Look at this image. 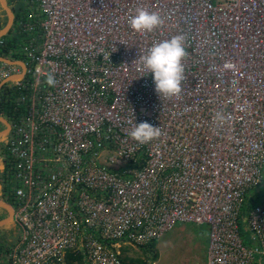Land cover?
Masks as SVG:
<instances>
[{
  "label": "built area",
  "instance_id": "1",
  "mask_svg": "<svg viewBox=\"0 0 264 264\" xmlns=\"http://www.w3.org/2000/svg\"><path fill=\"white\" fill-rule=\"evenodd\" d=\"M14 2L25 37L5 57L27 70L0 91L1 112L14 98L1 192L18 230L1 264H124L123 245L179 223L209 226L207 264H264V195L243 215L264 183V0ZM141 7L163 25L131 29ZM181 33L182 91L160 99L139 57ZM21 72L0 61V82ZM144 121L161 134L142 145L128 133Z\"/></svg>",
  "mask_w": 264,
  "mask_h": 264
},
{
  "label": "clouds",
  "instance_id": "2",
  "mask_svg": "<svg viewBox=\"0 0 264 264\" xmlns=\"http://www.w3.org/2000/svg\"><path fill=\"white\" fill-rule=\"evenodd\" d=\"M128 23L135 32L144 34L159 28L163 25L164 19L158 12L141 7L137 8ZM187 55L185 36L181 33L154 43L146 54L139 57V70L144 75L151 74L154 90L160 99L180 95L184 80L183 60ZM216 119L223 120V116L217 113ZM160 134V128L147 121L136 123L128 133L132 139L142 145L158 138Z\"/></svg>",
  "mask_w": 264,
  "mask_h": 264
},
{
  "label": "rangeland",
  "instance_id": "3",
  "mask_svg": "<svg viewBox=\"0 0 264 264\" xmlns=\"http://www.w3.org/2000/svg\"><path fill=\"white\" fill-rule=\"evenodd\" d=\"M13 2L14 0H8L10 6ZM0 16L3 18L6 25L8 22L6 11L0 10ZM17 25L15 24L8 36H10L12 32L17 31ZM16 33L14 32L12 35H15ZM3 128L5 127L0 122V130H3ZM5 140L6 137L0 140V146ZM0 199L4 200L1 188ZM7 215L8 212L5 209L0 208V219ZM209 233L210 229L208 225L179 223L173 230L164 235L165 237L163 236V238L157 241V258L155 260L152 258V255L148 253L149 251L143 250L142 248L123 245L121 251L124 255L129 256V258L136 259V264L142 262H145V264H207ZM17 236L18 230L15 223L0 228V245L3 244V249L5 250L1 253L0 260L1 257L3 258L4 253L11 247V244L13 245L16 241Z\"/></svg>",
  "mask_w": 264,
  "mask_h": 264
},
{
  "label": "trees",
  "instance_id": "4",
  "mask_svg": "<svg viewBox=\"0 0 264 264\" xmlns=\"http://www.w3.org/2000/svg\"><path fill=\"white\" fill-rule=\"evenodd\" d=\"M11 7H12L14 13H15V16H16V21L14 23V26H15V24L17 25L18 21L23 17L24 10L19 5L18 2L12 3ZM3 11H4V9H3ZM14 32L15 33L17 32V33L15 35H12V34H14ZM14 32H12L10 36H8L9 34L6 35V36H3L6 41H5V44L0 47V53L1 54H8L10 51L15 50L16 48H19L20 44L24 43L25 35L19 34L18 27H17V31H14ZM15 57L17 59H23V57L20 56L19 54L18 55L16 54ZM6 87H8V86H4L3 87L4 91H5ZM0 96L5 98L3 92L0 94ZM13 100H14V98L10 97L8 101L4 100L2 102V109L4 110L3 112L0 111V113L2 115L6 116V117H9V118L11 117L12 109L14 108V106H12L13 105ZM3 169L4 168H3V165H2V173H3ZM3 185H4V182H2V186ZM0 188H1V186H0ZM263 195H264V183L259 188L251 189L248 192V194H247V201H246V203L244 204V207H243V215H249L251 210H252V208L260 203V201L263 198ZM243 234H244L245 240L248 242L247 236L245 235L244 232H243ZM156 245H157V242L154 241V242L149 243V245L142 246L141 248L143 250L149 251L148 253H150L152 255V258H154V260H155L157 258ZM3 250L4 249H3V244H2V245H0V255H1L2 252L5 251V250L4 251ZM121 260L123 261L124 264H136V259L129 258V256L124 255L123 253H122V256H121ZM140 264H145V262H142Z\"/></svg>",
  "mask_w": 264,
  "mask_h": 264
},
{
  "label": "water",
  "instance_id": "5",
  "mask_svg": "<svg viewBox=\"0 0 264 264\" xmlns=\"http://www.w3.org/2000/svg\"><path fill=\"white\" fill-rule=\"evenodd\" d=\"M0 4L8 15L7 24L0 30V37H3V36L8 35L9 32L13 29L16 16H15V13H14L12 7L9 5L8 0H0ZM0 61L6 62L8 64H12V65H19L22 67V72L20 74H13L10 77H8V78H6L0 82V91H1L2 88L8 82L23 78L25 76V73L27 70V65L21 59H17V60L10 59V58H7V57L2 56V55H0ZM0 122L5 127V128H3V130H0V140H1L2 138H5L7 136V134L10 132L11 123L6 116H2V115H0ZM2 165H3V162H2V154H1V148H0V186H1V176H2ZM0 208H3L8 212V215L6 217L0 219V228H1V227H4L6 225L13 223V221H14V208L10 203H8L2 199H0Z\"/></svg>",
  "mask_w": 264,
  "mask_h": 264
},
{
  "label": "crops",
  "instance_id": "6",
  "mask_svg": "<svg viewBox=\"0 0 264 264\" xmlns=\"http://www.w3.org/2000/svg\"><path fill=\"white\" fill-rule=\"evenodd\" d=\"M0 6H1V4H0ZM0 10L1 11H3V9H2V6L0 7ZM5 26V23H4V21H3V18H1V16H0V30L3 28ZM0 55H2V56H5V54H1L0 53ZM8 58V57H7ZM10 83V84H9ZM12 82H8L5 86H8V87H12ZM3 89V88H2ZM2 116H4V115H2ZM155 242H157V241H155ZM208 250V249H207ZM207 259H208V254H207Z\"/></svg>",
  "mask_w": 264,
  "mask_h": 264
},
{
  "label": "bare ground",
  "instance_id": "7",
  "mask_svg": "<svg viewBox=\"0 0 264 264\" xmlns=\"http://www.w3.org/2000/svg\"><path fill=\"white\" fill-rule=\"evenodd\" d=\"M2 178V177H1ZM169 233V232H168ZM165 237V236H164ZM12 245V244H11ZM149 245V244H148ZM208 254V253H207Z\"/></svg>",
  "mask_w": 264,
  "mask_h": 264
}]
</instances>
